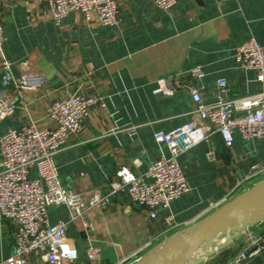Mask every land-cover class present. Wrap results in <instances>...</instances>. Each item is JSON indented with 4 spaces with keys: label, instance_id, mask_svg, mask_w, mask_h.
Instances as JSON below:
<instances>
[{
    "label": "crops",
    "instance_id": "obj_1",
    "mask_svg": "<svg viewBox=\"0 0 264 264\" xmlns=\"http://www.w3.org/2000/svg\"><path fill=\"white\" fill-rule=\"evenodd\" d=\"M116 1L120 21L113 27L100 24L95 13L86 20L78 11L55 24L48 0H2L1 5L7 37L3 49L12 63L14 82L3 86L0 74V95L16 106L0 119V134L29 121L39 129L53 128L55 121L46 108L56 98L69 94L99 98L80 130L69 133L53 156L60 184L82 198L93 192L105 194L119 165L142 175L162 151L167 153L153 134L191 119L189 88L199 87L203 99L210 101L221 76L227 78L233 98L264 87L254 80L253 70L237 68L233 59L234 48L251 37L264 45V0H176L168 11L150 0ZM195 65L204 72L200 78L189 74ZM22 74L29 78L24 88L17 83ZM161 77L170 78L172 95L152 92ZM209 150L211 158L206 156ZM177 161L190 190L158 209L154 218L146 217L125 193L111 195L104 208L89 209L84 222L71 219L63 205L50 206V221L66 222V241L77 252L74 261L63 264L137 260L146 248L243 191V185L248 184L245 190L264 178V171H258L243 180L252 165L264 167V139L243 140L235 133L233 143L226 146L213 133L210 144L179 154ZM89 246L100 250L94 259L87 257ZM14 248V227L0 220V262L20 264ZM227 248L235 254L224 264L242 250L250 255L239 264H264V220L245 228ZM219 259L216 253L200 264ZM27 264L47 263L29 257Z\"/></svg>",
    "mask_w": 264,
    "mask_h": 264
},
{
    "label": "built area",
    "instance_id": "obj_2",
    "mask_svg": "<svg viewBox=\"0 0 264 264\" xmlns=\"http://www.w3.org/2000/svg\"><path fill=\"white\" fill-rule=\"evenodd\" d=\"M163 10L174 7L176 0H150ZM0 0V74L1 84L14 82L12 63L6 57L3 45L7 39ZM51 18L59 24L70 12L78 11L88 20L95 13L100 24L117 26L120 21L116 0H48ZM235 66L242 70H253L254 80L264 85V45L255 38H249L234 48ZM189 74L194 78L204 75L201 65L193 66ZM38 82L42 78H37ZM21 88L29 84V78L22 74L18 80ZM216 95L205 101L200 88H189L194 104L191 119L168 132L153 134L154 141L164 146L166 152L152 160L142 175L135 174L128 165L121 164L115 170L116 179L110 183L105 194L93 192L88 198L70 192L58 179L53 162L54 154L63 148L69 133L78 132L88 118L91 109L99 102L83 94H69L56 98L46 108V115L55 121L53 128L39 129L34 122L22 124L20 128H7L0 134V220L9 221L14 227V255L20 264H27L29 257L47 264H63L77 258L76 249L66 241V222H51L48 208L63 205L71 219H86L91 208H104L115 193H125L129 200L141 207L146 217H156L160 208L169 207L190 190L184 172L177 161L179 154L201 143H211L213 133L218 134L229 146L235 133L243 140L264 139V87L253 94L233 98L229 93L226 77H218L215 82ZM154 94L170 96L175 87L169 77L156 80ZM101 105H103L101 103ZM16 103L0 95V119L13 112ZM212 151L206 153L211 158ZM31 170L35 171L30 176ZM264 167L252 165L244 174L247 180ZM99 248L89 246L86 254L96 258ZM242 250L231 258L230 264L248 257ZM3 264V262H0Z\"/></svg>",
    "mask_w": 264,
    "mask_h": 264
},
{
    "label": "water",
    "instance_id": "obj_3",
    "mask_svg": "<svg viewBox=\"0 0 264 264\" xmlns=\"http://www.w3.org/2000/svg\"><path fill=\"white\" fill-rule=\"evenodd\" d=\"M241 216L245 217L241 230H229ZM261 220H264V178L154 247L146 248L136 264H187V259L204 240L224 231H232L230 238L238 240L245 228ZM202 261L203 258H197L193 264Z\"/></svg>",
    "mask_w": 264,
    "mask_h": 264
},
{
    "label": "bare ground",
    "instance_id": "obj_4",
    "mask_svg": "<svg viewBox=\"0 0 264 264\" xmlns=\"http://www.w3.org/2000/svg\"><path fill=\"white\" fill-rule=\"evenodd\" d=\"M245 221V217H237L235 222L231 225L229 230H241V224ZM214 240H221L218 244L213 246ZM231 240L228 231H224L223 233L217 234L207 240H204L198 247L193 251L191 256L187 259V264H193L197 258H205L208 254L215 251L216 249L223 247L228 244ZM203 246V247H202ZM201 250V251H200ZM200 251L201 254L198 255ZM197 253V254H196ZM137 262V260H136ZM135 262V264H136Z\"/></svg>",
    "mask_w": 264,
    "mask_h": 264
},
{
    "label": "rangeland",
    "instance_id": "obj_5",
    "mask_svg": "<svg viewBox=\"0 0 264 264\" xmlns=\"http://www.w3.org/2000/svg\"><path fill=\"white\" fill-rule=\"evenodd\" d=\"M256 182H257V181H256ZM256 182L252 183V185L255 184ZM246 186H248V184H247V185H243L240 189H241V190H244V188H245ZM239 191H240V190H239ZM231 232H232V231H231ZM231 232H229V234H230ZM242 232H243V231H242ZM234 241H235V240L231 239V240L229 241L228 244H226V245H224L223 247H220V248L216 249L214 252L208 254L205 258H203V260L208 259L209 257L213 256V255L216 254V253L220 254V252H221L222 250H224V249H228L227 247L231 246V244H232ZM218 242H221V240H214V241H213V246H214L215 244H218ZM202 247H203V246H202ZM143 253H144V252H143ZM143 253H142L141 255H143ZM138 258H139V257H138ZM138 258H137V259H138ZM135 262H136V260H134V261L131 262L130 264H133V263H135Z\"/></svg>",
    "mask_w": 264,
    "mask_h": 264
},
{
    "label": "trees",
    "instance_id": "obj_6",
    "mask_svg": "<svg viewBox=\"0 0 264 264\" xmlns=\"http://www.w3.org/2000/svg\"><path fill=\"white\" fill-rule=\"evenodd\" d=\"M234 254H235V250L233 249L228 248L222 250L220 252L221 259H219L215 264H224L228 260V258Z\"/></svg>",
    "mask_w": 264,
    "mask_h": 264
}]
</instances>
